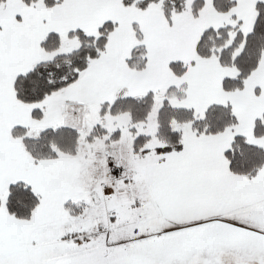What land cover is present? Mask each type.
I'll return each mask as SVG.
<instances>
[{"label": "snow or ice", "instance_id": "obj_1", "mask_svg": "<svg viewBox=\"0 0 264 264\" xmlns=\"http://www.w3.org/2000/svg\"><path fill=\"white\" fill-rule=\"evenodd\" d=\"M0 264H264V0H0Z\"/></svg>", "mask_w": 264, "mask_h": 264}]
</instances>
